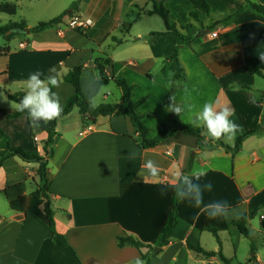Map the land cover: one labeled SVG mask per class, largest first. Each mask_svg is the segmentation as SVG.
<instances>
[{
    "label": "crops",
    "instance_id": "0c3cea01",
    "mask_svg": "<svg viewBox=\"0 0 264 264\" xmlns=\"http://www.w3.org/2000/svg\"><path fill=\"white\" fill-rule=\"evenodd\" d=\"M43 1L48 5L59 2L70 9L78 0ZM206 1L211 13L196 21L190 16V0H155L169 12V20L180 36L192 38L184 45L173 34L153 35L166 32V26H148L147 19L157 16L145 15L153 10L151 0H80L76 15L92 20L93 27L77 31L56 25L38 33L27 31L19 50L0 46V92L7 97L9 93L25 94L30 73L40 71L43 79L55 68L61 84L53 89L64 109L75 94L64 76L83 67L81 80L87 91L98 76L95 61L104 55L110 60L105 70L109 85L123 79L134 86L133 101L145 99L140 111L145 115L143 123L149 129V138H155L161 126L172 127L175 117L195 126L194 117L208 101L230 105L235 113L232 119L243 128L234 139L219 141L211 139L204 129V147L196 138L178 133L156 148L142 149L129 118L101 117L96 124H85L79 110L73 109L57 123L48 164L55 226L68 246L51 237L44 203L33 197L39 165L12 158L0 167V264H129L144 255L150 256V264H216L218 256L203 257L189 245H198L206 252L222 250L224 255L225 240L239 235L234 228L229 231V225L246 217L247 226H252L254 216L264 209V78L249 73L247 67H257L264 73V21L247 14L210 31L209 27L241 11L246 3L224 12L225 5L232 8L239 0ZM256 1L264 5V0ZM29 2L27 9L34 6L33 0ZM3 3L18 6L23 1L0 0ZM181 3L188 5L186 21H181ZM17 23H25L28 29L38 25ZM213 32L218 36L213 38ZM108 40L115 48L124 47V52L132 53L136 60L114 59L107 49L114 48ZM175 53L184 70L182 82H173L171 62L166 61ZM108 95L113 97L110 104L122 100L117 87L103 96L101 104L108 103ZM172 95L185 107L181 116L165 111ZM15 112L0 99V127L12 145L44 155L48 134L37 131L33 140L28 117L9 119L8 115ZM88 127L92 129L83 134ZM258 127V133L248 137L234 156L219 145L233 147L238 137ZM133 151L135 158L130 156ZM149 159L159 166L157 178L138 176ZM193 170H203L206 175L198 183L202 187L210 183L212 189L203 190L200 207L193 200L180 201L178 224L167 245L160 254L151 255L173 209L176 175ZM216 201L227 202L234 209L228 219L209 218L204 211V205ZM262 216L260 223H264ZM211 228L218 230L221 244ZM125 236L136 238L146 247L120 248L118 239ZM250 263L262 264L257 249L245 264Z\"/></svg>",
    "mask_w": 264,
    "mask_h": 264
},
{
    "label": "trees",
    "instance_id": "16d2710c",
    "mask_svg": "<svg viewBox=\"0 0 264 264\" xmlns=\"http://www.w3.org/2000/svg\"><path fill=\"white\" fill-rule=\"evenodd\" d=\"M153 2V10L145 12V15L159 16L165 23L166 32L164 33H155L153 35H167L173 34L180 39L181 45L188 44L191 42L192 38L184 39L180 36L179 32L176 29L174 24H171L169 20V12L164 8L162 4H157L155 0H151ZM193 11L190 16L196 21L200 20V17H208L211 13V6L208 4L206 0H190ZM246 6L236 14L229 17L227 20L219 21L215 23L213 26L209 27L210 31H213L217 26L230 23L234 19L247 14H252L260 18L264 21V5L260 4L256 0H245ZM80 0L73 3L67 11L63 12L58 17L54 18L49 22H43L35 26L34 28L28 29L25 23H17L11 22L7 25L0 26V37L5 38L10 41L16 35H24L27 31L31 34L42 32L50 27L65 24L66 21H69L73 16H75L79 10ZM18 12V6L16 4L11 3H3L0 4V13L15 16ZM139 18V16H138ZM137 18V19H138ZM191 26H188L187 29L190 30ZM79 31V30H77ZM117 42V40H115ZM166 61L171 62V71L174 73L173 82H182L184 80V70L181 64L179 63L177 53L173 56L166 57ZM110 64L109 59L103 60L102 58H98L95 61L96 70L98 72L99 83L103 84L104 87L109 84V80L105 76L106 67ZM247 71L253 75H257L259 77L264 78V73L257 67H247ZM82 73L83 67H76L71 70L67 75L64 76V81L73 86L75 89L74 96L68 101L66 107L63 109L62 115L57 119L53 120L47 124L41 123L39 128H32L31 137L35 140L37 131H44L48 134V138L45 142L43 153L41 155L37 150L28 151L22 147H15L12 145L11 138L9 135L0 127V167L3 163L12 158H19L27 163H35L39 165L38 168V182L36 185V190L33 193V197L36 199L42 200L45 206V214L47 219V228L50 231L51 237L55 240L61 242L62 245L68 246L65 238L60 235L55 226L54 220V211L52 208L51 198L53 193L51 192V182L48 177V164L49 158L52 154L51 145L53 144L54 138L57 135V123L59 119L70 114L73 109L77 108L79 113L83 117V121L85 124L93 123L96 124L99 118L101 117H127L133 123L137 133V143L139 147L142 149H152L156 148L160 143L164 142L168 138L174 137L178 133H182L185 136H191L198 140L200 147H204L205 145V137H204V128L196 127L192 125H188L184 123L180 118L175 117L173 120V126L167 128L165 126H161L158 130V134L155 138H149L150 132L149 129L143 123L145 119V115L141 113L140 107L145 102V99L140 101H133V91L134 86L129 85L125 80H114L115 84L120 88L122 92V100L119 104H101L98 107L91 108L89 107L88 96L95 92V84L93 83L90 89L85 91L82 85ZM243 90L249 89L248 87H242ZM54 91V89H53ZM23 93L17 94H8L10 100H15L19 102ZM22 116L28 117L27 113H21L16 111L12 115H8L9 119H17ZM260 127L254 130L246 131L242 136L238 137L235 141L233 147L220 143L219 145L223 147L228 153H231L233 156L238 153L243 146L245 140L258 133ZM211 144V142L209 143ZM218 143H216L217 145ZM186 173V171H183ZM180 201L175 198V190L173 192V209L169 217V221L165 229L161 232L156 249L151 253V255H158L163 251V247L167 245L168 239L178 224V205ZM246 217L242 218L238 222L232 223L229 225V231L231 228L235 229V232L239 235H242L248 239H251V233L247 226ZM210 231L217 238L219 244L220 239L218 237V230L211 228ZM118 246L120 248L126 246H132L137 249H142L146 247L143 243L139 242L136 238L132 236L120 237L118 239ZM151 249V246H148ZM189 249L193 252L202 255L206 258H211L218 256L220 261L223 264H233L231 260L226 258L222 250L218 253L214 252H206L200 246L189 245ZM252 255L256 254L255 246L251 245ZM145 262L150 264V256L144 255L142 258Z\"/></svg>",
    "mask_w": 264,
    "mask_h": 264
},
{
    "label": "clouds",
    "instance_id": "9594fccd",
    "mask_svg": "<svg viewBox=\"0 0 264 264\" xmlns=\"http://www.w3.org/2000/svg\"><path fill=\"white\" fill-rule=\"evenodd\" d=\"M49 72L50 74L43 79L41 77L44 74L40 71L30 73L25 81V94L19 102L15 100L9 101L7 95L0 92V99L9 103L12 109L21 113L26 112L31 125L35 128H39L41 123L47 124L57 120L63 112L60 97L53 91V88L60 87L59 75L55 68H51ZM94 84L95 92L88 96L89 107L91 108L99 106L104 88V85L99 83L98 76L95 77ZM169 99L170 103L165 106V111L181 116L185 111L184 105L177 102L175 95L170 96ZM252 102L255 103V99ZM234 115V110L230 105H221L219 101H208L203 104L202 109L194 117L193 124L196 127L206 129L208 136L213 140H232L238 133L243 132L242 126L232 119ZM130 156L135 158L136 152H131ZM159 172V166L149 159L142 165V170L138 173V176L143 178L146 174L148 177L157 178ZM204 175L206 173L203 170L177 173L176 183L173 185L175 198L179 201L185 199L193 200L195 206L200 207L203 204V190L211 191L212 189L210 183L203 185V187L198 183ZM204 211L209 218L223 217L228 219L234 209H231L227 202L216 201L204 205ZM129 264H146V262L140 257H136Z\"/></svg>",
    "mask_w": 264,
    "mask_h": 264
},
{
    "label": "rangeland",
    "instance_id": "374dc122",
    "mask_svg": "<svg viewBox=\"0 0 264 264\" xmlns=\"http://www.w3.org/2000/svg\"><path fill=\"white\" fill-rule=\"evenodd\" d=\"M22 4H18V13L15 16L5 15L0 13V26L6 25L9 22H22L25 21L28 25H37L40 21H47L51 19L52 17H57L61 15L65 10L68 9L64 8L65 6H62L61 3L55 2L54 5H48L43 0H33L34 6L32 8H28V4L30 3V0H22ZM182 1V0H181ZM245 3V0H239V2L236 4L234 3L232 8L225 5L222 8V11L224 12H230L233 10V7L236 8H242ZM181 11H182V20L186 21V18H188V15L186 14V9L188 8L187 3H181ZM230 10V11H229ZM69 21H66L65 27L70 29ZM148 26L154 28V29H162L164 28V22L159 16H154L151 19H147ZM137 30L135 31V33ZM25 35H16L11 39L10 41L6 40L3 37H0V46L4 48L11 47L12 50H19L18 45L19 42L24 38ZM109 44L113 46V43L108 40ZM125 45H128V43H125ZM124 48V47H123ZM123 48H107L109 50V53L114 56V59L117 61H127L128 59H131L132 61L136 60V57L131 53L124 52L125 49ZM98 58H102L103 60L107 59L106 56L101 55ZM86 84V82H85ZM117 85L112 82L110 85L108 84L103 88L102 95L100 97V103L103 102V96L107 93L111 92L113 89H117ZM109 99L107 100L108 103H113V97L108 95ZM264 215V209L261 210L258 214L254 216V219L252 221V226H248L250 233H251V239H248L244 236L240 235H234L231 238H227L225 240V247H224V255L228 257L229 259L233 260V264L241 263L245 264L251 257H252V251H251V245L253 244L255 248L257 249V254L261 260V263L264 264V223H260V215ZM236 253V258H235ZM216 264H222L220 261ZM252 264V263H250Z\"/></svg>",
    "mask_w": 264,
    "mask_h": 264
},
{
    "label": "built area",
    "instance_id": "2783aa9c",
    "mask_svg": "<svg viewBox=\"0 0 264 264\" xmlns=\"http://www.w3.org/2000/svg\"><path fill=\"white\" fill-rule=\"evenodd\" d=\"M69 25H70V29L72 30H81V29H89L91 27H93V21L90 20V19H84V18H81L80 16L78 15H75L73 16L71 19H70V22H69ZM211 36L214 38V37H217L218 36V33L217 32H213L211 34ZM22 48L25 47L24 44L20 45ZM92 128L91 127H88L87 130H85L83 132V134H86L88 130H91ZM261 220L264 221V216L261 217Z\"/></svg>",
    "mask_w": 264,
    "mask_h": 264
}]
</instances>
